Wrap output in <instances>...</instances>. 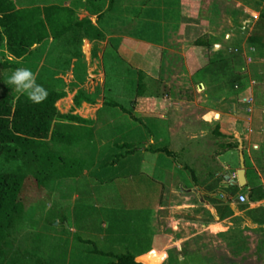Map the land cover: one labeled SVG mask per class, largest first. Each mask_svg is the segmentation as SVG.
<instances>
[{"label": "crops", "instance_id": "crops-1", "mask_svg": "<svg viewBox=\"0 0 264 264\" xmlns=\"http://www.w3.org/2000/svg\"><path fill=\"white\" fill-rule=\"evenodd\" d=\"M201 2L53 0L54 22L68 30L21 59L31 57L44 70L50 63L52 77L71 82L66 109L77 91L91 100L77 110L90 121L87 137L100 148L110 145L107 154L95 153L98 166L84 163L81 177L68 181L75 188L71 208L83 183L90 191L115 188L122 203L135 202L121 203L123 213L133 209L131 219L102 218L103 241L120 239L123 223L131 224L130 242H122L120 254L107 249L102 264L124 254L144 264H264V177L254 163L264 160V51L246 43L259 12L244 6L248 34L237 39L229 31L223 40L213 19L196 17ZM232 50L241 52L244 68L243 81L233 87L227 80L235 67L215 66ZM240 154L245 185L233 190L236 178L228 179ZM258 187L250 202L249 191ZM240 195L246 204L237 203ZM107 203L106 209H120Z\"/></svg>", "mask_w": 264, "mask_h": 264}, {"label": "trees", "instance_id": "trees-1", "mask_svg": "<svg viewBox=\"0 0 264 264\" xmlns=\"http://www.w3.org/2000/svg\"><path fill=\"white\" fill-rule=\"evenodd\" d=\"M258 1L253 9L259 13L253 22L246 43L255 51H264V0ZM260 2L263 3L261 9ZM57 12L58 10L53 6L42 10L38 8L18 10L15 0H0V47L4 45L13 59L20 60L46 38H57L68 30L63 23L62 25L58 23V18L54 22L53 16ZM39 13L44 16L39 17ZM96 33L94 36L99 39L100 34ZM195 44L204 43L198 40ZM235 63L242 66L239 50L229 53L224 59L220 58L215 66L222 71L223 69L229 71L228 64L233 66ZM212 65L213 63L210 66ZM13 67L6 61L0 62V71ZM242 77L241 69L230 68L227 84L231 87L239 85L243 81ZM0 89L2 90L0 94V157L5 162L18 163L14 171L0 172V264H4L5 249L11 246L10 232L22 222L29 208L36 202V198L34 199L31 194L32 190L40 194L47 184L55 180L68 183L69 180L81 177L83 161L58 155L48 149L47 143L71 146L89 136L90 121L82 118L77 110L82 103L92 105L93 102L82 92L77 91L72 96L71 105L66 109L64 106L66 91L45 88L48 93L46 99L42 103L33 104L23 95L14 96L10 93L3 84L2 75H0ZM70 92H72L71 89ZM140 94L138 88L136 98L141 97ZM109 104L116 106L114 103ZM129 114L131 116V113ZM167 154L173 156L171 153ZM254 163L264 177V160L256 159ZM247 172L250 173V170ZM233 190H237V187ZM261 191L259 187L250 190L248 200L254 201L255 194ZM82 192L79 193L78 200L82 199ZM263 197L264 194H260V198ZM61 221L64 223L65 218L62 217ZM112 264L144 263L136 262L131 254H124L116 256L115 263Z\"/></svg>", "mask_w": 264, "mask_h": 264}, {"label": "rangeland", "instance_id": "rangeland-1", "mask_svg": "<svg viewBox=\"0 0 264 264\" xmlns=\"http://www.w3.org/2000/svg\"><path fill=\"white\" fill-rule=\"evenodd\" d=\"M201 1L200 12L196 17L213 19L218 27H221L223 40H225V35L229 31L234 32L237 39H241L248 34L251 25L242 24L244 19L249 18V16L242 12L243 7L251 6L253 8L258 0H214V12L211 8L212 0ZM52 2L53 0H15L18 10L33 8L42 10L45 7L39 8L36 5L51 6ZM233 6L236 8L234 19L229 16V11L232 10ZM259 6L263 7V3L260 2ZM38 16L42 17L44 15L39 13ZM64 48L65 51L69 50V47H66V45ZM92 50L95 52L97 48L93 47ZM232 52L234 51L232 50ZM31 59L29 57L25 61H21V59L15 61L8 54L4 45L0 47V62L6 61L16 64L12 69L0 71L4 86L14 96L20 94L16 93L13 87L7 85L5 80L11 75L12 71L21 67L29 68L35 74L36 83L45 88L68 90L72 86L69 80L63 81L62 79L52 77L53 74L50 68H48L52 64L49 63L46 71L44 70V66H38L35 60L31 61ZM63 60H66V58H63ZM233 66L235 70L244 69L241 68L243 65L240 66L236 63ZM1 91L0 89V94ZM93 98H97V96L94 95ZM69 99L67 98L64 102L65 105L69 104ZM107 99L111 101L112 97L109 96ZM99 142L98 139L91 136L83 138L80 143L71 146L47 143V147L58 155L72 160L83 161L89 167H93L98 166L102 162L95 157V153L104 152L107 154L110 149L109 144L100 148ZM17 165L18 163L5 162L0 157V172H12L16 169ZM91 188L93 187L91 186ZM89 189L83 183L81 188L83 196L76 208H71L73 206L72 202L75 199V188L67 182L65 183V181L55 180L47 184L44 191L40 194L32 190L31 194L34 199L36 198V202L29 208L22 222L10 232L11 246L5 249L6 258L4 264H102L105 261L102 254L107 249L120 254L124 248L122 242H130L131 237H128L131 235V232L127 228L131 224L129 222L123 223L122 230L119 233L120 239L117 240V237H110L109 240L103 241L100 236L102 232L100 222L105 216L116 218L122 214H125L122 215L124 218L130 219V217H133V209L123 213L124 208L122 204L128 201L134 205L135 202L131 198L122 203V198H120V194L115 188L108 189V191L101 189L90 191ZM108 196H110V200H108ZM130 197H133V193L129 194ZM107 202H111V205L122 204L119 210L114 207L109 210L105 207L108 204ZM62 217L65 218L64 223L61 221ZM87 219L89 220V224H85ZM86 226L92 230L86 231ZM113 244H115V249H113Z\"/></svg>", "mask_w": 264, "mask_h": 264}, {"label": "clouds", "instance_id": "clouds-1", "mask_svg": "<svg viewBox=\"0 0 264 264\" xmlns=\"http://www.w3.org/2000/svg\"><path fill=\"white\" fill-rule=\"evenodd\" d=\"M5 83L33 104L42 103L48 95L47 90L36 83L35 74L27 67L12 71L11 75L6 78Z\"/></svg>", "mask_w": 264, "mask_h": 264}, {"label": "water", "instance_id": "water-1", "mask_svg": "<svg viewBox=\"0 0 264 264\" xmlns=\"http://www.w3.org/2000/svg\"><path fill=\"white\" fill-rule=\"evenodd\" d=\"M235 187L242 188L245 185V178H244V160L242 155L239 156V169L236 173V181L232 183Z\"/></svg>", "mask_w": 264, "mask_h": 264}, {"label": "built area", "instance_id": "built-area-1", "mask_svg": "<svg viewBox=\"0 0 264 264\" xmlns=\"http://www.w3.org/2000/svg\"><path fill=\"white\" fill-rule=\"evenodd\" d=\"M236 178V175L232 173L228 179V182L234 181ZM237 203L239 204H246V198L243 195H240L237 197Z\"/></svg>", "mask_w": 264, "mask_h": 264}]
</instances>
